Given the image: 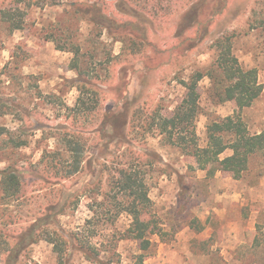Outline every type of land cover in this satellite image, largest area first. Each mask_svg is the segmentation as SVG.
I'll use <instances>...</instances> for the list:
<instances>
[{"label": "rangeland", "instance_id": "1", "mask_svg": "<svg viewBox=\"0 0 264 264\" xmlns=\"http://www.w3.org/2000/svg\"><path fill=\"white\" fill-rule=\"evenodd\" d=\"M117 1L146 35L147 49L140 61L121 59L131 40L124 28L102 25L107 18L102 4L95 8L94 2L82 0V12H77L67 0L38 4L6 0L5 5L0 0V127L15 140L27 142L11 150L9 137L0 136V171L14 167L26 183V195L18 201L4 199L0 189V264L6 251L18 244L22 261L58 264L53 245L43 233L38 237L33 232L34 225L51 233L75 232L98 250L100 262L70 249V264H139L143 254L144 264H264V238L256 241L264 232L263 155L253 156L242 178L235 179L221 171L212 175L214 166L198 167L194 157L171 145L159 131L144 138L134 132L118 139L103 128L106 118L128 109L143 113L145 104L171 117L186 97L184 82L201 72L196 131L200 147H206L208 125L237 112L234 102L215 100L207 75L218 57L215 41L222 34L236 33L235 55L244 68L258 70L263 86L243 119L251 134L264 131V0H134L133 6L107 0L106 14L123 20ZM9 9L24 14L23 29L12 32L3 22L2 13ZM77 48L79 68L73 69ZM93 78L99 80L97 88L103 94L94 116L95 130L84 135L82 173L44 187L34 167L40 169L45 152H66L62 130L73 128L69 118L81 97L78 81ZM107 80L112 83L102 84ZM137 153L148 155L134 169L151 200L146 219L154 220L162 232L151 236L154 247L148 254L125 237L132 218L118 212L127 199L109 183L113 177L121 178L117 170ZM105 192L118 197L107 199ZM52 204L56 205L52 217L41 220Z\"/></svg>", "mask_w": 264, "mask_h": 264}, {"label": "trees", "instance_id": "2", "mask_svg": "<svg viewBox=\"0 0 264 264\" xmlns=\"http://www.w3.org/2000/svg\"><path fill=\"white\" fill-rule=\"evenodd\" d=\"M10 1L21 2V0ZM33 1L39 3V0ZM89 1L95 3V8L98 7V4L103 5L102 11L107 18L101 21L102 25L107 23L108 27L111 28H124V32L130 38L131 46L124 48L121 59L125 57V61L130 63L142 60L147 49L144 42L146 35L138 28L137 21L131 20L130 14L121 10L123 3L121 1L115 2L117 5L116 10L123 16V20H120L117 15L113 18L106 14L104 5L108 3L107 0ZM124 1L131 5L135 2L134 0ZM67 2L77 12H82L84 5L82 0H67ZM5 4L6 0L3 5ZM20 11L9 9L2 13L3 22L11 27L12 32L23 29L24 14ZM93 22L96 25L100 24L96 20H93ZM128 27L131 28V31L126 30ZM111 36H113L112 33ZM137 36L141 38L139 39ZM236 37V33H225L215 41L214 48L218 57L213 69L207 75L214 84L213 97L215 100L220 103L234 102L237 112L224 119L215 120L208 125L206 147H200L196 131V120L200 113V93L198 89L199 83L204 78V74L201 72L191 76L189 82H184L187 89L186 97L171 117H165L157 109L153 110L154 107H151L150 104H145L143 113L128 109L121 116L106 118L103 128L108 127L111 134L115 135L114 138L118 139H127L134 132L137 133L134 135L135 137L144 138L155 131H159L161 135L168 139L171 145L181 148L187 155L194 157L198 167L214 166L215 170L212 175L221 171L230 173L235 179H241L248 170L253 156L261 154L264 157V131L251 134L243 119L244 110L252 107L260 98L263 93V86L259 81L258 70L256 68H244L235 55L234 41ZM57 49L67 51V48L63 46H57ZM80 51V48L73 51L75 53L72 62L73 69L79 68ZM98 81L96 78L78 81L81 97L78 100L77 108L71 110L69 118L73 120V128L71 130L63 128L62 130L64 136H66V152H45L42 162L39 164L40 169L34 167L41 176L44 187L58 181L74 179L82 173V166L85 163L84 135L89 130H95L94 116L99 111L97 108L103 94V91L97 88ZM108 83L112 82L110 80L102 81V84L107 85ZM85 94H89L90 97L85 99L83 97ZM91 97H94L92 101ZM82 118L93 120L88 121L89 123H81L80 119ZM96 134L102 136V132L98 130ZM2 135L9 137L8 148L11 150L27 145L26 141L15 140L10 131L0 127V136ZM68 135L72 136V139L67 138ZM121 148L122 145L119 147V151H121ZM228 151H231L232 154L222 158ZM67 154H69V157ZM147 157L137 153L132 159L133 161L127 162L126 165L117 170L121 178L113 177L109 181L112 191L118 190V194L127 199V202L120 207L118 212V215L127 213L132 218L131 227L125 237L138 242L140 250L145 254L150 253L154 247L151 236L162 235L157 223L154 220L146 219V215L150 214L151 211V200L147 189L144 187V182L139 178L137 171L134 170L135 167H139L143 162H146ZM0 176V189L4 199H14L16 201L23 199L26 195V183L18 174V170L8 166L0 171ZM118 194L112 197L111 193L105 192L103 195L107 199H117ZM54 206L56 205L52 204L40 219L52 217V207ZM7 219V225H12L11 216H8ZM33 232L38 237L41 233L46 235V238L43 239L53 245L54 252L58 255V264H70V249L80 251L88 261L100 262L98 250L85 237L81 238L75 232L64 234L65 232L63 233L61 230H54L51 233L45 229H37L36 225L33 226ZM260 237L264 238V232L257 235V243L260 242ZM20 245L18 244L11 250L6 251L4 264H28L21 259L22 256L19 254ZM145 257L144 254L139 256V264H144Z\"/></svg>", "mask_w": 264, "mask_h": 264}]
</instances>
